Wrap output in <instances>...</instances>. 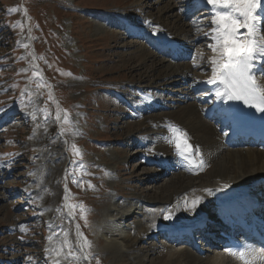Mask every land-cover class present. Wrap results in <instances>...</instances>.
<instances>
[{
  "label": "rangeland",
  "instance_id": "374dc122",
  "mask_svg": "<svg viewBox=\"0 0 264 264\" xmlns=\"http://www.w3.org/2000/svg\"><path fill=\"white\" fill-rule=\"evenodd\" d=\"M144 2L149 3L138 10ZM192 2L0 0V264H55L57 259L59 264H86L76 242L77 224L91 244L89 264H169V253L183 251L197 259L193 251L159 235L137 243L130 253L110 251L97 229L111 200H145L154 184L159 192V186L178 176L154 162L139 166L144 159L137 152L144 148L137 147L141 135L137 123L173 111L162 103L184 101L180 94L187 84L175 87L168 84L171 79L157 77L168 65L164 55L158 57L164 67L150 72L153 60L147 53L153 52L147 38L135 33L147 35L142 22L154 18L165 29L175 27L172 35L177 40L191 44L188 29L204 34L210 18L193 10ZM172 5L177 9L165 13ZM13 8L17 10L10 11ZM179 13L176 22L173 16ZM206 44L198 37L192 51L187 46L189 58L171 64L177 70L188 65L197 75H205L200 57ZM193 57L198 67L193 66ZM140 92L150 93L152 99L142 109L136 107L143 101ZM65 113L67 121L62 119ZM73 145L81 155L75 154ZM185 177L196 175L187 172ZM66 199L72 216L65 209ZM81 203L89 209L87 226L79 207H70ZM142 205L140 215L151 209ZM160 219L170 222L163 214L154 217L157 224ZM65 238L81 259L66 256ZM154 245L164 258L157 256V249L151 250ZM216 253L218 249L212 248L204 256Z\"/></svg>",
  "mask_w": 264,
  "mask_h": 264
},
{
  "label": "bare ground",
  "instance_id": "6f19581e",
  "mask_svg": "<svg viewBox=\"0 0 264 264\" xmlns=\"http://www.w3.org/2000/svg\"><path fill=\"white\" fill-rule=\"evenodd\" d=\"M192 1L195 7L204 5L201 0ZM148 3H142L137 9H145ZM154 5L155 3H152V7L150 6V8L152 9ZM176 9V6L172 5L171 7L168 6L166 10L164 9V12L170 13ZM204 12L210 17L206 33L212 25L210 23L211 15L209 10H205ZM179 15L180 13L173 16L177 17V19L175 18L176 22ZM142 23L145 26V30L151 33V37L156 36L155 43L158 45L154 46L156 53L146 54L148 58H152L153 60L150 69L148 67L150 72L164 67L165 62L161 61L158 57L159 55L167 56L166 53L169 50H164V45L168 41H172L177 45L174 50L175 52L178 51L179 59H182L184 55L189 56L191 54V45L197 41L198 37L205 38L208 45L213 43L210 37L204 34L199 35L198 32L194 35L195 31L188 29L189 33L193 34V38L191 44L187 45V43L177 40L176 36L172 35L175 27L172 30L165 29L154 18L144 20ZM157 26L161 30L158 34L154 35L153 33ZM187 46H190V51H188ZM186 49L187 52L185 53ZM213 55L214 53H212L209 47L206 51H202L200 59H202L201 61H203L205 66V75H197L196 71L192 70L193 68H190L188 65L183 70H177L174 67L175 65L171 64L170 57L167 60L168 65L164 67L166 68L164 72L157 74V77L162 81L166 82V79H171L168 82L171 86L176 85L175 87H177L187 84L186 87H183L180 94V98H184V101L163 102L164 108H169L173 111L163 114L160 118L151 119L147 117L142 122L137 123V133H141L139 135L140 144L137 147L139 149L144 148L137 152V155L142 156V159H144L139 162V166L154 162V164L165 168L164 171H177L178 176H176L175 180L166 181L161 187L159 186V192L157 191L158 187L154 184L151 188L152 195L145 200H141L138 197H132L127 201L111 200L104 209V216L98 225L96 224L99 232L103 233L106 245L110 251L127 250L130 253L137 243L145 239L158 237L160 233H164L166 237H170L171 233H176L177 236L175 238H181L180 233L184 227L194 225L195 220L198 219L204 221L206 219V212L210 210L216 216L221 217L228 211L241 215V211L233 206L232 202L239 199L243 193H250V196L258 199V201L259 198H264V150L251 147L229 148L224 144L229 133V116L222 105V101L217 100L214 95L217 85L204 82L212 76L209 57ZM137 59L138 61L140 59L145 61V58ZM256 74L257 77L260 76L259 72ZM148 77V74H146L144 78ZM139 95L143 101L137 103L136 107L142 109L150 104L152 99L148 92H140ZM181 102L185 104L183 107L180 106ZM169 126H178L183 132L187 133L189 142L192 145L199 146L200 157L204 161L202 169L189 170V165L175 153L173 145L167 143L165 138L171 136ZM149 149H153L154 151L149 152ZM148 154L150 155L148 156ZM66 160H64L65 163ZM187 172L194 173L196 177L193 179L185 177ZM157 174L162 175L163 172L159 170ZM156 179H151V181H155ZM224 185H227V187H224ZM205 189L209 191H205ZM197 196L201 198L200 202L196 205L195 210H191L189 205L185 203V200L190 203ZM240 200L241 202H245V198H240ZM142 203L144 206L148 205L151 209L146 210L144 208L145 213L140 215V211L143 210ZM161 213H172L169 223L161 221V219L160 223L157 224L155 222L154 217ZM134 218L137 221L135 220L136 223L131 224L130 221ZM231 222L233 223L234 220ZM155 249H157V254H159L157 256L164 258L160 249L154 245L151 250ZM194 255L197 258L196 260H193L194 257L189 251L171 252L168 254V261L169 264H179L184 259H187V262L191 261L190 263L186 262V264H243L237 257L225 252L218 251L214 256H204L199 252ZM165 263L159 261L158 264Z\"/></svg>",
  "mask_w": 264,
  "mask_h": 264
},
{
  "label": "snow or ice",
  "instance_id": "6c2138e0",
  "mask_svg": "<svg viewBox=\"0 0 264 264\" xmlns=\"http://www.w3.org/2000/svg\"><path fill=\"white\" fill-rule=\"evenodd\" d=\"M201 2L205 6H211L210 23L212 27L204 35L213 41L208 47L214 53L209 57L212 76L204 82L217 85L214 93L217 100L240 101L254 108L255 111L264 113V0H201ZM16 10L15 8L10 9V11ZM160 30L157 26L153 34H158ZM192 59L193 66L198 67L199 65L195 63L196 57ZM257 70L260 73L259 77L256 74ZM49 99L52 97L50 96ZM57 119H61L59 112ZM62 119L68 120L66 113ZM169 131L171 136L165 138L167 143L173 145V150L189 165V170L202 169L204 161L200 157L199 146L192 145L187 133L178 126H169ZM73 149L76 155H81L75 145ZM153 151L149 149V152ZM89 187L94 186L89 183ZM205 191L209 190L205 189ZM200 199L197 196L190 203L185 200V203L191 210H195ZM70 207L73 209L79 207L81 219L87 226L86 213L89 209L82 203ZM161 214L166 220L172 217V213ZM69 215L72 216L74 213L70 211ZM76 235L79 249L84 253L83 258L87 259L90 253H85L84 250L91 244L80 231L79 224L76 225ZM64 244L69 248L67 257L81 259L72 251V245L67 238ZM225 251L237 257L243 264H264V249L245 245L226 248ZM61 254L62 249L57 252V256ZM55 264H59V259L55 261Z\"/></svg>",
  "mask_w": 264,
  "mask_h": 264
},
{
  "label": "water",
  "instance_id": "95a60500",
  "mask_svg": "<svg viewBox=\"0 0 264 264\" xmlns=\"http://www.w3.org/2000/svg\"><path fill=\"white\" fill-rule=\"evenodd\" d=\"M66 203H67V201H66ZM65 206L67 207V205L65 204ZM77 236V235H76ZM79 246V245H78ZM84 252L86 253V249L84 250ZM82 255H84V253H82ZM86 260V262H87V264H89V261H88V258L87 259H85Z\"/></svg>",
  "mask_w": 264,
  "mask_h": 264
}]
</instances>
